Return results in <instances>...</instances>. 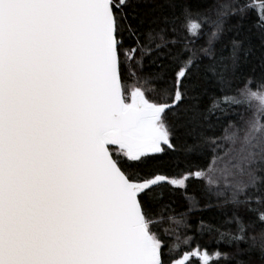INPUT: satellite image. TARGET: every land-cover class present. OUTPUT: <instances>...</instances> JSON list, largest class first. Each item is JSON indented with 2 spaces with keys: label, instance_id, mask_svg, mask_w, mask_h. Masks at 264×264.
Instances as JSON below:
<instances>
[{
  "label": "snow or ice",
  "instance_id": "snow-or-ice-1",
  "mask_svg": "<svg viewBox=\"0 0 264 264\" xmlns=\"http://www.w3.org/2000/svg\"><path fill=\"white\" fill-rule=\"evenodd\" d=\"M0 264H264V0H0Z\"/></svg>",
  "mask_w": 264,
  "mask_h": 264
},
{
  "label": "trees",
  "instance_id": "trees-1",
  "mask_svg": "<svg viewBox=\"0 0 264 264\" xmlns=\"http://www.w3.org/2000/svg\"><path fill=\"white\" fill-rule=\"evenodd\" d=\"M222 2V0H221ZM246 2L250 3L252 6L256 7L259 10L260 0H246ZM256 12H249V19L245 21V23H252L256 20ZM254 31H258V28L254 29ZM254 43L259 46L260 41L258 39L254 40ZM228 54V49L225 50V55ZM217 96L220 95L219 92L216 93ZM205 103H208L206 100ZM172 171H177L175 167L171 169ZM188 194L193 198L191 201L184 198L183 195L177 194L174 197L175 203L169 207L165 208L161 213L160 217V227L161 230L164 228L168 229H177L180 231L177 225L173 224L169 217L180 218L181 213H186V220L189 229L186 231L188 234H193L197 225L199 224L201 218L206 222L214 223L213 213L215 210H210L205 207V200L203 198V193L201 191L200 186L195 181L187 189ZM191 209V210H190ZM170 239H174V237H170ZM203 243L207 244L209 250L214 247L212 243V238L209 236H205Z\"/></svg>",
  "mask_w": 264,
  "mask_h": 264
}]
</instances>
